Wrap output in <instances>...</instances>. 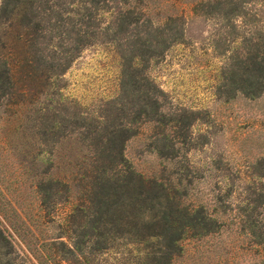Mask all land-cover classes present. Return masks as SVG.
<instances>
[{
  "label": "rangeland",
  "instance_id": "obj_1",
  "mask_svg": "<svg viewBox=\"0 0 264 264\" xmlns=\"http://www.w3.org/2000/svg\"><path fill=\"white\" fill-rule=\"evenodd\" d=\"M127 9L136 23L122 31L110 24V40L99 33L65 60L71 34L54 40V49L47 46L52 31L44 33L37 62L62 70L32 85L23 76L13 86L0 83V264L264 263V92L245 96L252 88L242 79L250 76L239 68L264 31V0H134ZM17 31L0 17V56ZM137 36L145 49L158 45L156 56L132 68L138 83L150 84L163 117L132 123L127 165L171 187L180 180L176 196L185 193L215 220L211 232H187L175 244L134 238L125 226L94 230L87 202L94 188L77 166L94 158L81 133L117 129L131 121L122 105L145 101L122 85L121 54L141 48ZM3 71L0 60V77Z\"/></svg>",
  "mask_w": 264,
  "mask_h": 264
},
{
  "label": "trees",
  "instance_id": "obj_2",
  "mask_svg": "<svg viewBox=\"0 0 264 264\" xmlns=\"http://www.w3.org/2000/svg\"><path fill=\"white\" fill-rule=\"evenodd\" d=\"M54 1L3 0L0 17L17 27L18 31L11 51L8 55L0 56L4 65V71L0 77L2 86L5 83L13 86V81L18 83L20 76L25 77L29 84L32 85L34 82L36 84L47 74L51 77L62 70L63 67L60 66L58 71L53 69L45 71L41 69V63L37 62L43 60L41 57L43 43H38V39L44 38V33L52 31L48 39L50 45L47 46L54 49L58 48V45H52L54 40H60L64 35L71 34L67 42L74 47L64 52L62 60H65L71 56L73 50L93 42L97 34L104 33L108 36L112 30L110 24L115 30L122 31L127 25L137 22V19L129 17L131 13L133 14L131 9H127V12L126 9L123 10L134 0H66L62 4L54 3ZM75 7L78 9H74ZM106 15L111 22L102 21ZM43 23L48 27L42 29ZM62 23L64 30L59 31V25ZM89 28L91 31L88 32ZM109 38V36L106 37V40H110ZM137 41L144 43L139 45L141 48L133 49L134 53L129 51V54L128 48L125 47L121 54L123 93L126 94L128 90H133L137 94L141 93L145 101L132 105L130 110L126 108V105H122L120 112L123 117L130 118L129 123L119 124L117 129L110 131L107 127H94L90 131H85V135L81 133V139L89 144L88 147L92 149L94 158L93 160L90 158V164L84 163L82 167L80 163L77 166L86 172L91 188H94L93 199L87 201L91 204V216L95 217L94 230L105 224L122 227V230L125 226L126 234L134 238L137 237L140 240H162L164 238L175 244L182 240L187 232L195 234L211 232V223L215 220L207 213V208L203 205L199 208L191 207L185 199V193H179L178 197L176 196L180 192V180L174 187H171L157 177L145 178L135 172L132 166L127 165L124 155L125 143L134 135L132 123L136 121L140 124H156L160 122L159 118L163 117V114H159L158 100L150 91V84L147 80L145 84L138 83L134 76L135 70L132 68V65L138 63L135 60L141 62L144 57L156 56L155 54L158 53H155L152 48L158 45L145 49L147 41H142L139 36H137ZM245 55L247 62H243L244 66H239V68L246 72L244 76L249 74L251 77L242 79V82L245 86L252 88V91L243 92L247 94L245 96L255 97L264 92V31L257 34V43L254 44L252 52H247ZM233 71L234 67L231 66L230 72L233 73ZM22 87L26 88L25 85ZM19 104H12L18 106L14 114L21 107ZM164 140L167 139L164 138ZM183 144L185 143L174 142V145L182 146ZM171 146L174 148L173 145ZM157 151L160 155L164 154L158 149ZM64 186L70 193L69 183H64ZM172 188L176 193L171 195ZM78 190H80L79 186ZM125 213H128L127 217ZM0 239L6 240L1 231ZM261 264L264 263L261 262Z\"/></svg>",
  "mask_w": 264,
  "mask_h": 264
}]
</instances>
